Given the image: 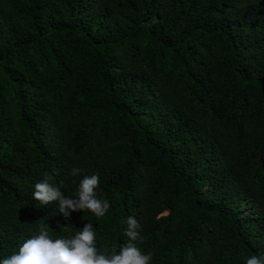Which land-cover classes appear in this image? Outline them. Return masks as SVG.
<instances>
[{
	"label": "trees",
	"instance_id": "trees-1",
	"mask_svg": "<svg viewBox=\"0 0 264 264\" xmlns=\"http://www.w3.org/2000/svg\"><path fill=\"white\" fill-rule=\"evenodd\" d=\"M45 172L110 208L65 221ZM129 216L150 264L264 257V0H0V259L42 224L118 253Z\"/></svg>",
	"mask_w": 264,
	"mask_h": 264
},
{
	"label": "clouds",
	"instance_id": "clouds-1",
	"mask_svg": "<svg viewBox=\"0 0 264 264\" xmlns=\"http://www.w3.org/2000/svg\"><path fill=\"white\" fill-rule=\"evenodd\" d=\"M53 172L56 170L53 169ZM82 172V169L74 167L71 176L76 177ZM51 181L52 175L45 172L43 179L34 185L33 198L42 205L57 203L65 221L70 219V213L84 210L90 211L97 218L103 217L111 206L107 199L98 198V174L83 176L76 198L65 196L62 191L64 181L59 184ZM126 223L127 240L119 247L118 253L115 249L111 254L98 251L96 230L91 222L74 236L55 239L49 233V226L42 224L37 235L25 240L18 252L0 259V264H150L153 254L143 253L138 246L144 239L141 224L134 216H129ZM245 264H264V257L253 255L246 258Z\"/></svg>",
	"mask_w": 264,
	"mask_h": 264
}]
</instances>
